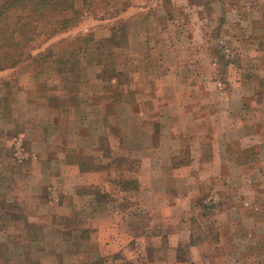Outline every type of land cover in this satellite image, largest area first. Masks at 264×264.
<instances>
[{"label":"rangeland","instance_id":"1","mask_svg":"<svg viewBox=\"0 0 264 264\" xmlns=\"http://www.w3.org/2000/svg\"><path fill=\"white\" fill-rule=\"evenodd\" d=\"M99 1L107 12L104 18L87 15L66 31L38 37L26 60L0 71V127L10 128L0 131V264H21L18 257L9 259L7 251H22L15 245L26 234L41 245L47 227L28 220L45 214L48 206L54 207L53 215L60 213L62 224L56 230L85 228L71 208V190L59 189L57 198L51 195L55 185L72 181L70 174L54 183L35 175L38 169L50 168L47 165L60 150L69 157L77 155L85 165L89 154L94 155L77 154L71 146L66 149L71 137L57 138L58 126L46 122L55 121L60 106L67 110L59 116H70L78 102L75 91L80 90L92 92V100L95 93H104L99 104L107 112L105 118L95 112L107 127L99 139L102 155L109 153L110 139L113 144L138 125L149 135L144 153L170 155L172 160L161 166H174L171 176L149 182L147 190L119 202V209L97 210L95 235L100 243L90 246L96 256L88 260L264 264V38L251 37L264 29V0ZM67 51L75 58L60 63L59 57L57 64L58 54ZM110 72L114 73L109 76ZM31 74L37 80L32 87L36 97L29 86ZM235 88L245 93L243 112H235ZM171 89L180 97L175 100L184 102L172 112L164 109L171 101L167 93ZM62 95L68 102L57 100ZM125 100L134 116L120 109ZM31 101L37 102L34 110L25 105L27 112L19 115L24 103ZM12 108L19 111L15 120ZM168 119L183 129L184 136L173 139L171 132L160 133L161 121ZM61 123L60 131L67 134V122ZM249 131L253 144L241 140ZM55 138L57 143H48L50 155L42 156L45 147L33 144ZM12 141L25 142L24 147L36 153L26 157ZM247 143L253 148V160L237 166L235 155ZM193 155L200 161L192 162ZM115 160L112 166L122 168L120 174L135 186L136 163ZM70 165L69 173L74 174L77 168ZM93 168H100L105 180L112 170L105 164ZM77 190L93 191L90 186ZM203 192H209L207 199L199 198ZM49 195L55 197L52 202ZM29 242L22 244L26 251ZM72 247V251L78 247L76 240ZM101 252L109 256H99Z\"/></svg>","mask_w":264,"mask_h":264},{"label":"crops","instance_id":"2","mask_svg":"<svg viewBox=\"0 0 264 264\" xmlns=\"http://www.w3.org/2000/svg\"><path fill=\"white\" fill-rule=\"evenodd\" d=\"M170 76V75H169ZM264 76V75H263ZM33 77V74L30 75V78ZM31 82H29L30 88L33 87V85L36 86V81L34 78L30 79ZM241 88H235V112H243L244 111V105H243V98L245 93L242 91ZM100 92V91H99ZM97 92L95 93L96 97L94 100L93 93L92 92H82L75 91V94L77 93L76 99H78V102L70 109V116L68 117H62L59 116L62 114L63 111H66L65 107L57 108L56 112L54 113L56 118L53 120H47V124H53L55 123L57 127V132L55 136H65L71 137V145L66 144V149L71 146L73 150L78 154L80 151L87 152L92 151L94 152V155L92 153L89 154V159L86 161L87 165L84 164V162L81 161L80 157L73 156L69 157L67 154H62V151L56 152V155L54 158L50 161L51 165H47L45 169H38L35 172V175L42 178L43 182H48V179L54 183V179H66L67 176L70 174L72 177V181L68 184H61V185H55L54 189L52 190L51 195H55L57 198V195L61 192L59 189L68 191L71 190L73 194V205L72 210L77 212V216L80 219V222L82 225L85 226L82 227L79 230H75L72 228H63L62 230H56V225H61V218L60 213L53 215L52 212H54V207L48 206V211L43 214L40 213L39 216H36L32 218V221L28 220V224H31L33 221H39L45 230L47 227V231H45L40 241L41 245L37 243V241H31L29 240L27 234L21 238V241L16 243L15 247L16 249L22 250L20 252H17L15 250H9L7 251V257L14 258L18 257L22 261H20L21 264H81L87 262H92L93 260H88V258H91L93 256H96L92 250H90V246L93 243H100V239L97 238V223H98V217H97V210L103 208L104 210H114L119 209L120 207L119 202L122 200H125L128 196H134L140 193V191H144L148 189V183L149 182H156L159 179H165L167 176H171L169 174V170H173V165L168 166H161V163L163 162L165 164L166 161H171L172 156H164L161 157L157 154H148L144 153L145 149H147L150 146V143L148 141L147 136L141 131L140 127L138 125H135L137 127L135 130H127L125 137L120 139L119 141H115L113 144L109 140V153L102 155V144L100 143V137L101 134L104 135V132L107 131V127L105 125V122L103 120H100L99 117L95 118V112H99V114L102 115L103 119L105 118V112L104 107L99 104L101 94H104L103 92ZM32 93L34 96H37V91H34V88H32ZM157 93V92H156ZM167 93L170 95L171 101L169 100L166 107H164L165 111L171 109L172 111H176L181 104H184L182 100H175V97L177 99H180L177 95H175V91L173 89L167 91ZM65 95L58 96L57 100H60L61 98H65L68 102V97H64ZM49 99L51 97L49 96ZM99 99V100H96ZM26 101V100H25ZM33 102V103H32ZM36 101H31L30 103H24L23 112L19 113L25 114L27 112V109L25 108V105L30 106L32 110H34V106L36 105ZM131 104H126V100L124 102H121L120 109L124 108L125 111H130V114L134 116V110L131 107ZM10 107V106H9ZM13 107V104L11 105ZM108 108V107H107ZM115 108V107H114ZM13 110V108H12ZM41 110V109H40ZM170 111V110H169ZM168 112V111H167ZM16 112H12V117L15 120V117L17 116ZM111 113V111L109 112ZM104 114V115H103ZM17 118V117H16ZM66 121L69 126L67 134H64V132H61L63 124L61 122ZM26 123V121H25ZM100 123V124H99ZM99 124V125H98ZM26 125V124H25ZM54 125V124H53ZM55 126V125H54ZM130 126V125H127ZM140 126V125H139ZM186 126V125H185ZM60 127V128H59ZM179 125H172L171 121L168 119L166 122L161 121V127L160 133L163 131H167L168 133L171 132L173 139L178 138L180 135H183V129L178 128ZM9 125L6 129H3V127H0V131H8ZM24 128V134H27L28 131H26L25 126ZM178 128V129H177ZM10 129V128H9ZM67 129V127H66ZM130 129V128H129ZM11 132V131H10ZM108 136V135H107ZM185 136H187L185 134ZM253 137L252 132H246L245 136L241 138L244 142H249L253 144V140L251 139ZM58 138V137H57ZM110 138V137H108ZM60 139V138H59ZM62 139V138H61ZM251 139V141H250ZM152 141V140H151ZM35 142V145H37L36 142H38V147L44 148L45 152L40 151L42 156L44 155H50L49 153H46V150H48V143H57L58 139L54 140H33V144ZM12 144H14L16 147L20 146L21 151L18 150V152H22V154L26 155V157L31 158L36 151L33 150H27L24 145L25 142L21 145H18V143H14L12 141ZM251 144H246L245 147H242L240 150L244 148L251 147ZM65 145L64 143L62 144ZM152 146V144H151ZM47 147V148H46ZM251 149H253L251 147ZM238 151V152H239ZM35 152V153H34ZM32 153V154H31ZM66 153V152H65ZM236 156L235 155V164L236 163ZM51 159L52 157L49 156ZM115 158H123L124 160L122 162H126L127 158L128 160H131L136 163L135 168L138 169L135 173V186L128 185L130 182L129 180L120 174L122 168L112 166L115 164ZM42 160L48 161V159L43 158ZM115 160V161H114ZM121 161V160H120ZM192 162L200 161V157H197L196 155L192 156ZM159 162V164H158ZM251 162V161H250ZM157 163V164H156ZM249 163V162H248ZM69 164L70 166H76L77 170H74L73 173H69ZM109 165V167H112V170L110 169V174L106 175V180L104 177L105 173L102 174V171L100 168H93V166H102V165ZM247 164V163H245ZM147 169L145 167H150ZM244 165V164H242ZM55 166V167H53ZM114 167V168H113ZM187 167V166H184ZM55 169L54 173H51L50 170ZM167 169V172H166ZM185 169V168H184ZM146 172V173H145ZM146 176V182L144 180V177ZM104 180V181H101ZM81 186H90L93 191H87V193L83 192H77V187ZM151 191V189H149ZM148 190V191H149ZM151 192H157L152 188ZM51 193V192H50ZM49 202H52L55 197L50 196ZM168 207L172 208L173 206L169 203ZM71 206V205H70ZM117 207V208H116ZM85 211L88 212V217L83 215ZM51 212V214H49ZM86 212V213H87ZM121 222H124V219H121ZM43 224L46 226H43ZM190 232V231H189ZM192 235V232L189 234ZM18 240V239H15ZM30 241L29 242V250L26 251L23 248L24 241ZM77 241V248L73 249L72 251V244L74 241ZM86 251V252H85ZM109 256L106 253L101 252V255L99 256ZM106 259V258H104ZM104 264H106V261L103 260Z\"/></svg>","mask_w":264,"mask_h":264},{"label":"trees","instance_id":"3","mask_svg":"<svg viewBox=\"0 0 264 264\" xmlns=\"http://www.w3.org/2000/svg\"><path fill=\"white\" fill-rule=\"evenodd\" d=\"M77 2L80 4L76 7ZM101 3L103 1L99 0H1L0 71L13 68L26 60L29 57L30 48L38 37H51L66 31L77 25L87 15L104 18L107 12ZM112 34L114 36L115 33ZM251 37L264 38V29L262 28L261 35ZM71 56L69 51L59 53L57 60L55 59L56 63L59 57L60 63L68 62L73 59L72 57L75 58ZM106 65L105 60L103 67ZM112 73L114 72L108 75L111 76ZM253 157V149L244 148L237 153L236 163L238 165L248 163L253 160ZM127 161L130 160L127 159ZM208 197L209 192H203L199 198L207 199ZM87 264L93 263L87 262Z\"/></svg>","mask_w":264,"mask_h":264}]
</instances>
